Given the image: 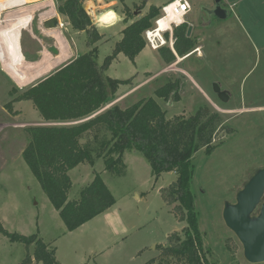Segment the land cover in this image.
I'll use <instances>...</instances> for the list:
<instances>
[{"label": "rangeland", "instance_id": "374dc122", "mask_svg": "<svg viewBox=\"0 0 264 264\" xmlns=\"http://www.w3.org/2000/svg\"><path fill=\"white\" fill-rule=\"evenodd\" d=\"M13 1L6 11L25 7L23 3ZM35 1L38 4L45 0L31 2ZM51 1L57 11V6L64 0ZM86 1L83 0L84 10L102 38L96 44V59L101 64L121 39L123 29L118 35L117 32L122 23L115 28H101L92 16L90 0L88 5ZM122 1L118 0L117 6L107 10L115 12L119 21V18L124 19L122 12L126 5L133 13L130 21L134 22L139 15H145L149 7L161 8L174 0ZM188 1L191 10L185 21L192 28L190 37L195 40L191 53L185 57L177 56L174 63L165 66L158 50L146 46L134 62L121 55L105 73L116 80H128L119 87L115 101L122 108L141 99L153 98L166 111L167 119H172L175 116L189 117L199 107L208 106L221 115L223 125L232 129L231 135L223 130L215 133L212 144L223 143L212 152L205 154L200 150L193 156L191 190L208 263L248 264L243 258L241 245L225 227L221 211L224 202L234 203L236 191L252 171L264 166V0H220L229 13L224 20L206 13L215 0ZM39 10L29 25L30 30L21 34V51L26 62H38L42 46H46L38 31L39 15L44 11ZM0 11L6 12L2 8ZM57 14L63 23L59 30L70 51V57L60 68L89 48L86 35L72 31L66 19L58 11ZM32 28L38 42L31 40ZM173 32L174 27L164 38L168 40L172 35L174 43ZM49 40L45 49L56 57L60 53L59 47H53V38ZM58 68L20 88L3 71L0 63L1 227L9 233L38 236L55 248L60 259L57 260L62 264H174L173 259H162V251L169 246L170 237H183L186 224L179 220L174 205L165 204L161 197V190L175 182L174 172L163 173L155 179L147 161L135 152V156H126L127 166L122 164L124 172L119 177L108 173L104 158L93 153L92 163L84 164L70 174L73 188L69 197L77 198L85 183L92 181L94 174H99L115 204L104 214L107 223L102 220L103 215L76 231L68 232L28 169L22 156L29 142L26 129L56 124L44 123L31 102L12 101ZM169 79L178 80L181 86L179 100L173 99L171 103L154 95L155 90ZM213 84L229 95L226 104L217 99ZM106 139L104 135L100 137L103 142ZM100 144L93 145L94 152ZM32 252V246L27 249L23 244L11 243L0 233V264H19Z\"/></svg>", "mask_w": 264, "mask_h": 264}, {"label": "trees", "instance_id": "16d2710c", "mask_svg": "<svg viewBox=\"0 0 264 264\" xmlns=\"http://www.w3.org/2000/svg\"><path fill=\"white\" fill-rule=\"evenodd\" d=\"M120 2L123 3L122 0ZM162 7H149L145 15L126 26L111 55L99 64L96 44L102 38L84 10L83 0H64L57 6V11L73 31L86 35L89 50L23 91L12 103L29 101L44 123L56 124L27 128L29 142L22 156L68 232L115 204L99 174H94L77 198L69 199L73 188L69 172L79 165L92 163L95 153L104 158L108 173L120 177L124 172V154L137 152L147 161L155 179L163 173L176 174L175 182L161 190V197L165 204L174 205V212L186 227L182 238L179 235L169 238L170 244L163 249L162 259H173L174 264H209L202 246L191 190L192 159L200 150L209 154L223 143L212 144L218 130L231 135L232 129L223 125L221 115L208 106L199 107L189 117L175 116L172 119H167L166 111L153 98L141 99L122 108L115 101L119 87L127 84L128 80H116L105 73L120 54L130 62L135 61L146 47L144 33L153 29L154 22L161 18ZM122 13L125 22L131 20L133 13L126 5ZM187 28L186 23L174 27V53L167 46L158 49L165 66L174 63L177 56L185 57L195 48V40L186 37ZM180 91V82L169 79L155 90L154 95L165 101L172 96V100L177 101ZM102 135L107 137L105 142L100 140ZM99 142V149L94 152L93 145ZM0 233L11 243L23 244L27 249L33 247V252L19 264H61L56 258L55 248L38 236L9 233L1 225Z\"/></svg>", "mask_w": 264, "mask_h": 264}, {"label": "water", "instance_id": "95a60500", "mask_svg": "<svg viewBox=\"0 0 264 264\" xmlns=\"http://www.w3.org/2000/svg\"><path fill=\"white\" fill-rule=\"evenodd\" d=\"M207 13L219 20H224L229 15L220 0H215L214 8ZM62 25L58 14L43 21V27L47 30H59ZM191 30V26L188 27L186 37H190ZM212 89L221 103L226 104L229 101V95L217 84H213ZM171 101L172 96L168 102ZM221 218L225 227L241 245L244 260L248 264H264V166L255 169L247 177L236 191L234 203L224 202Z\"/></svg>", "mask_w": 264, "mask_h": 264}, {"label": "bare ground", "instance_id": "6f19581e", "mask_svg": "<svg viewBox=\"0 0 264 264\" xmlns=\"http://www.w3.org/2000/svg\"><path fill=\"white\" fill-rule=\"evenodd\" d=\"M19 1L31 4L37 2H31L32 0ZM176 1L177 0H174L167 5L166 17L163 19L161 17V20L157 23V30L155 31L156 36H159L161 32L168 31L170 28L169 25L181 23V17L172 12L174 7L179 6V3ZM38 9L44 10L43 13L39 15L40 19L51 18L57 15L53 2L51 0H45L43 3L24 7L22 10L9 11L3 19H0L1 67L20 88L26 87L44 75H47L50 71L70 57L69 45L60 32H54L52 34L56 37L58 42L60 50L58 56L54 57L45 51L42 60L39 62H25L16 56L12 29L14 27H26V29L30 30V27L28 26L32 23L35 12ZM114 18V13L107 11L99 17V21L108 22ZM61 27H63V25ZM24 75H28V77H25Z\"/></svg>", "mask_w": 264, "mask_h": 264}, {"label": "crops", "instance_id": "0c3cea01", "mask_svg": "<svg viewBox=\"0 0 264 264\" xmlns=\"http://www.w3.org/2000/svg\"><path fill=\"white\" fill-rule=\"evenodd\" d=\"M19 0H17L16 2H18ZM89 0H87L86 1V4L88 5V2ZM12 2H14L13 0H0V8H2V9H4L5 11L10 7V3H12ZM19 2H21V3H23L24 5H25V7L27 6H31V5H34V4H36V2L35 3H26V2H22V1H19ZM88 2V3H87ZM90 3H91V6H92V16L95 18V19H97V21H98V23H99V26H101V28H103V29H109V28H115V27H117V26H120V25H118V24H120V22L122 23V25L119 27V31L117 32V35H118V33L122 30V29H124L126 26H128L127 24H130V23H132V21H130V20H128L127 22H125L124 21V19L122 18V19H120L119 17V21L117 20V14L115 13V12H113L112 10H111V12H113L114 13V15H115V18L113 19V21L111 22V23H108V24H105L106 22H100L99 21V17L101 16V15H103L105 12H107V11H110V10H107V9H109V8H114L115 6H117L118 5V0H108V2H105L104 0H90ZM121 4V3H120ZM24 7H22L21 9H17V10H22ZM16 10V11H17ZM10 11V10H9ZM9 11H6V12H4L3 13V11H0V17H2L1 19H3L4 18V16L9 12ZM97 15H100L99 17L97 16ZM140 17L142 16V15H139ZM138 16V17H139ZM39 18H40V16H39ZM45 19H48V18H43V19H40V26H39V28H38V31H39V34L41 35V37H42V40H43V42H45V45L47 46V42H50V38L52 39L53 38V42H54V44H53V47H56L57 45H58V42H57V39H56V37L54 36V35H52L54 32H60L61 33V31L60 30H48L47 31V29H44V27H43V21L45 20ZM109 22V21H108ZM29 27V26H28ZM24 30H28V29H26V27H14L13 29H12V32H13V35H14V44H15V51H16V53H17V57L19 58V59H21L22 61H25L24 60V58H23V55H22V51H21V34H22V31H24ZM73 31V30H72ZM75 32V31H74ZM77 33H82V32H77ZM35 35V33H34V30H33V28L31 29V35H32V41L33 40H37V42L39 41V39L38 38H36V35ZM39 35V36H40ZM62 35V34H61ZM63 36V35H62ZM117 38H118V36H117ZM45 46V47H46ZM45 47L44 46H42V51H41V58H40V60L39 61H41L42 60V58H43V53L46 51V52H50L47 48L45 49ZM144 49H146V47L144 48ZM143 49V50H144ZM29 50V49H28ZM143 52V51H142ZM141 52V53H142ZM15 53V54H16ZM120 56H121V54L118 56L119 58H120ZM77 57V56H76ZM75 57V58H76ZM74 58V59H75ZM68 59V58H67ZM66 59V60H67ZM136 59V58H135ZM65 60V61H66ZM73 60V59H72ZM72 60H70V61H72ZM38 61V62H39ZM65 61H63L62 63H64ZM69 61V62H70ZM26 62V61H25ZM61 63V64H62ZM68 63V62H67ZM60 64V65H61ZM66 64V63H65ZM60 65H58L56 68H58ZM62 67V66H61ZM56 68H54L53 70H55ZM59 69V68H58ZM57 69V70H58ZM52 70V71H53ZM49 73H51V71L49 72ZM51 75V74H50ZM25 77H28V75H24ZM45 76V75H44ZM192 81L194 82V80L192 79ZM195 85H197L196 83H195ZM199 88V87H198ZM127 155H133V156H135V153H133V152H126L125 154H124V157H123V161H124V163H125V165L127 166V163H126V156ZM80 166H83V165H79V166H77L75 169H77V168H79ZM75 169H73L72 171H70L69 172V175L75 170ZM91 182V181H90ZM90 182H86L85 183V185L86 184H88V183H90ZM84 185V186H85ZM69 199H70V197H69ZM108 210H106L105 212H103L102 214H100V215H98L97 217H95V218H98V217H100V216H103L104 214H106V212H107ZM95 218H93V219H95ZM92 219V220H93ZM92 220H90L89 222H91ZM102 220L104 221V223H107V218H106V215H104L103 217H102ZM89 222H87V223H85L84 225H82L81 227H79V228H77V229H80V228H82L83 226H85L86 224H88ZM76 229V230H77ZM75 230V231H76ZM57 257V256H56ZM57 259H59L58 257H57ZM60 260V259H59ZM31 264H36V263H31ZM62 264V263H61Z\"/></svg>", "mask_w": 264, "mask_h": 264}, {"label": "built area", "instance_id": "2783aa9c", "mask_svg": "<svg viewBox=\"0 0 264 264\" xmlns=\"http://www.w3.org/2000/svg\"><path fill=\"white\" fill-rule=\"evenodd\" d=\"M176 2L179 3V6L174 7V9H172V12L174 14H176L177 16L181 17V23L169 25L170 28L168 29V31L161 32L159 36H156L155 35V31L157 30L156 26H157V23L161 20V18L157 19L154 22V28L147 30L144 33V39L146 42V46L149 47L150 49L158 50L161 47L168 46L171 49V51L174 53L172 35H170V38L168 40L166 38H164L165 37L164 35L167 32L171 33L173 27H178L181 24H183L185 22V18L187 17V15L189 14V12L191 10L188 0H177ZM167 8H168V6L166 5V6L162 7V9H161V12L163 13V15L161 16L162 19L166 17V9Z\"/></svg>", "mask_w": 264, "mask_h": 264}, {"label": "flooded vegetation", "instance_id": "af4514ba", "mask_svg": "<svg viewBox=\"0 0 264 264\" xmlns=\"http://www.w3.org/2000/svg\"><path fill=\"white\" fill-rule=\"evenodd\" d=\"M221 3V2H220ZM221 5L223 6V4L221 3ZM214 6H215V1L213 2V5H212V8L211 9H213L214 8ZM210 9V10H211ZM207 13V12H206ZM207 15H209L208 13H207ZM210 16H212V18H215L213 15H210ZM185 19H187V17L185 18ZM217 19V18H216ZM184 23H186V21L184 22ZM187 24V23H186ZM187 33V32H186Z\"/></svg>", "mask_w": 264, "mask_h": 264}]
</instances>
